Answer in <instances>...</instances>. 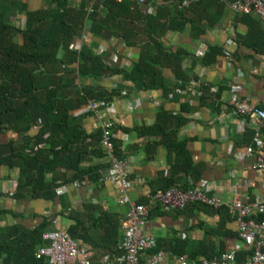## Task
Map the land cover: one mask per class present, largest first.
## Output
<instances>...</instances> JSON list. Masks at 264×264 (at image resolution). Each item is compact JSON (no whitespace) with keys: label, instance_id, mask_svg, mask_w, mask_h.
<instances>
[{"label":"crops","instance_id":"obj_1","mask_svg":"<svg viewBox=\"0 0 264 264\" xmlns=\"http://www.w3.org/2000/svg\"><path fill=\"white\" fill-rule=\"evenodd\" d=\"M224 2V9L219 15L213 6L195 8L192 13L191 4L189 8H183L169 0H150L146 4H137V8L146 13H150L149 9L155 12L160 6L169 7L170 13H166L165 20L170 27L160 37V42L169 51L184 52L181 68L191 77L187 88L167 93L162 89H137L120 74L98 80H75L78 87L108 92L118 89L109 100L115 109L110 117L114 121V137L120 142L121 156L130 167L134 179V187L130 191L132 201L143 200L142 203H147L148 194L166 188L168 180L177 178L175 184L183 185L190 178L183 173H173L175 155L161 144L160 135L137 132L139 127L152 126L157 113L161 111L171 116L185 117L184 124L176 130V139L185 142L199 179L209 182L208 195L218 197L225 204L236 197L246 203H255L264 196V174L252 167L257 157L264 158V125L261 128L263 146L255 149L250 156L242 157L246 146L252 142V125L242 124L228 105L232 98L247 99L257 105L264 102V34L258 36L249 32L247 37L251 26L241 20L239 14L242 13L233 12ZM78 3L79 0H72L69 5L77 6ZM53 6L48 0H0V19L23 28L27 12ZM202 11H205L209 20L198 18ZM139 25L140 29L143 24ZM260 26L264 28L261 23ZM85 32V41L76 38L72 43L78 45L79 49L92 47L108 64L130 67L138 59L139 44L127 45L120 35L107 40L98 37L91 39L90 33ZM14 39L20 41L21 37L16 35ZM144 39V31L139 30L134 40L142 42ZM211 45L221 47L226 54L222 52L214 62L203 65L200 58ZM162 76L170 84L178 82L168 67L162 69ZM197 90L203 93V98L196 94ZM69 123L88 135H93L98 128L96 118L91 113L83 112V106L70 111ZM250 130L252 136H249ZM22 137V133L4 130L0 132V144L9 140L19 144ZM101 162L107 163V159L98 158L90 151L82 164L95 165ZM62 171L68 176L72 174V171L63 168ZM99 171L100 177L96 182L86 180L83 186L46 199L32 197L28 193L18 197L7 195V185L10 180L17 181L18 169L0 166V228L19 224L31 229L44 218L61 212L58 228L67 232L66 229L74 223L67 216L72 211L83 217L91 213V219L105 212L121 223L128 207L116 201L117 186L106 178L105 169ZM46 176L50 178L49 173ZM92 206L94 209H91ZM149 207L152 213L149 214L145 230L156 239H205L208 237L205 228L215 226L218 221V215L210 209L207 213L199 210L162 212L153 210L155 205L150 204ZM87 225L90 222L87 221ZM226 227L237 232L234 221H228ZM76 240L82 242L81 239ZM223 243L225 250L240 245L236 237L225 238ZM86 245L95 262L110 251L104 247Z\"/></svg>","mask_w":264,"mask_h":264},{"label":"trees","instance_id":"obj_2","mask_svg":"<svg viewBox=\"0 0 264 264\" xmlns=\"http://www.w3.org/2000/svg\"><path fill=\"white\" fill-rule=\"evenodd\" d=\"M48 1L54 4L52 8L27 12L23 28L0 19V132L7 130L23 134L19 144H15L14 140L0 144V166L18 169L14 197L28 193L32 197L53 198L56 186L72 180L96 182L100 177L99 170L106 169L107 163L103 162L95 165L82 164L90 151L98 158H105L99 144L100 129L93 135H88L72 126L69 117L70 111L82 107L88 100L109 101L118 89L108 92L78 87L76 79L98 80L120 74L137 89H162L167 93L177 88H187L191 78L181 68L184 52L169 51L160 42V37L170 27L165 20L166 13H170L166 5L158 7L155 12L146 13L137 8L135 1L104 0L96 4L94 12L86 17L89 0H79L77 6L69 5L72 0ZM224 1L228 0H196L191 3L190 10L194 13L195 8L207 9L208 6H213L219 15L224 9ZM172 3L177 4L176 1ZM239 15L242 21L251 26L247 37L249 32L258 36L264 34V28L255 16ZM198 18L209 20L205 11ZM139 24H143L140 29ZM193 25L195 28V24ZM139 30L145 34L142 42L134 40ZM85 31L90 33L91 39L98 37L107 40L120 35L127 45L139 44L138 59L130 67H119L108 64L92 47L70 49L74 39ZM198 31L201 32V29ZM16 35H20V41L14 39ZM251 47L256 48L255 45ZM222 52L221 47L211 45L200 62L208 65ZM74 63L75 65H71ZM165 67L171 69L178 82L170 84L162 76V69ZM184 122L183 116H171L161 111L157 113L152 126L139 127L137 132L160 135L161 144L175 155L173 173H183L197 181L199 174L195 173L196 167L192 166L185 142L176 139V130ZM249 133L252 136L251 130ZM113 143L116 153L121 156L120 142L114 139ZM35 146L38 147L35 149ZM62 168L72 171V174L68 176ZM47 173L50 174L49 179ZM176 181L177 178H172L166 186L177 185ZM177 186L184 188L187 182ZM142 202L143 200L139 203ZM157 209L161 210L158 206L153 208ZM209 209L218 215V221L215 226L205 228L207 238L195 241L181 237L171 240L159 238L156 239V246L148 253L164 250L175 255H186L190 259L218 256L225 250V238H237V232L226 227L228 221H233L227 208L222 206L212 209L193 202L186 208L175 211L199 210L207 213ZM54 216L56 215L44 218L31 229L19 224L0 228L1 264H47L44 259H36L35 251L42 243L41 233L52 228L50 220ZM67 216L74 220L66 229L72 238L81 239L90 246L104 247L110 251L116 249L121 238L120 222L116 217L101 212L100 216L91 219V213L83 217L74 211ZM254 218L264 219V213ZM87 221L90 225H87ZM249 253L248 248L241 247L237 252L236 263L241 264Z\"/></svg>","mask_w":264,"mask_h":264},{"label":"built area","instance_id":"obj_3","mask_svg":"<svg viewBox=\"0 0 264 264\" xmlns=\"http://www.w3.org/2000/svg\"><path fill=\"white\" fill-rule=\"evenodd\" d=\"M103 1L89 0L85 16L93 13L94 6ZM149 1L135 0L137 4H146ZM175 1L179 7L186 8L196 0H169V2ZM226 2L233 12L255 15L264 25V0H228ZM148 12H151V9ZM79 39L85 41L87 34L83 32ZM227 42L229 43V41ZM69 48L79 50V46L73 43ZM223 53L226 54L225 51ZM114 60H117L116 57ZM176 90L180 91V88ZM196 94L199 97L203 95L199 90L196 91ZM228 105L242 124L252 125V142L246 146L242 154V157L250 156L255 149L263 146L261 128L264 125V102L257 105L247 99L232 98L228 101ZM83 112L91 113L96 118L97 129L101 131L99 144L107 159L105 176L117 186L116 201L118 204L128 207L120 223L121 238L116 249L101 255L98 264H237V252L243 246L248 248L250 253L241 264H264V219L254 218L256 215L264 213V196L255 203H246L240 197H236L225 204L218 197L207 194L209 182L206 179L201 178L194 181L192 178H188L187 186L184 188L172 185L150 192L147 203L132 201L130 191L134 187V179L131 177V170L126 160L116 153L113 143L115 139L114 121L110 115L115 112L114 107L106 100H88L83 105ZM37 147L35 146V149ZM252 167L264 174V158L257 157ZM85 184L86 180L64 182L54 188V193L56 196H61L70 189ZM16 187L17 181L10 180L6 188L7 195H14ZM233 190L236 191V189ZM193 202L204 204L212 209L225 206L230 218L236 224L237 239L240 245L226 249L212 258L200 256L197 259H190L186 255H175L164 250L148 253L156 246L155 236L145 230L149 218V205L152 204L160 207L164 212H170L182 210ZM55 215L50 220L53 228L41 233L42 243L36 248V259H44L47 264H94L95 260L90 256L89 247L72 238L68 232L59 229L60 214ZM1 260L2 258H0V264Z\"/></svg>","mask_w":264,"mask_h":264}]
</instances>
